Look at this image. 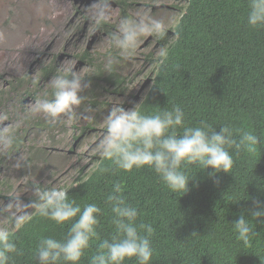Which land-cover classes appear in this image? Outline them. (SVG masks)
I'll use <instances>...</instances> for the list:
<instances>
[{"label": "trees", "instance_id": "trees-1", "mask_svg": "<svg viewBox=\"0 0 264 264\" xmlns=\"http://www.w3.org/2000/svg\"><path fill=\"white\" fill-rule=\"evenodd\" d=\"M172 36L118 142L59 210L0 242V264H264V0H186ZM22 81L49 117L76 85L56 61Z\"/></svg>", "mask_w": 264, "mask_h": 264}, {"label": "rangeland", "instance_id": "rangeland-1", "mask_svg": "<svg viewBox=\"0 0 264 264\" xmlns=\"http://www.w3.org/2000/svg\"><path fill=\"white\" fill-rule=\"evenodd\" d=\"M116 1L0 0V237L42 202L30 199L90 174L96 157L126 131L186 6V0ZM53 61L76 85L49 117L41 94L26 97L30 86L20 81L37 80ZM110 73L123 79L121 92L104 82ZM25 119L34 124L27 145L7 155L8 139L22 133Z\"/></svg>", "mask_w": 264, "mask_h": 264}, {"label": "clouds", "instance_id": "clouds-1", "mask_svg": "<svg viewBox=\"0 0 264 264\" xmlns=\"http://www.w3.org/2000/svg\"><path fill=\"white\" fill-rule=\"evenodd\" d=\"M123 134H121L119 136V138L117 139V141L114 143V145L118 142V140L120 139V137ZM113 145V146H114ZM112 146V147H113ZM111 147V148H112ZM108 151V150H107ZM103 155H101L100 157H102ZM84 177H79L78 179H76V181L69 185L66 188H62V189H58L57 192H55L53 195H48V191H42L41 193V197L39 199H33L31 203L33 202H38V201H42L41 204L37 207V210L35 212H33L31 215H29L28 217L24 218L17 226L16 228L10 232V233H6L3 234L0 237V242H3L5 245H7L8 247H12L14 246L13 243V236L18 232V230H20L22 228V226L29 222V220L31 219L32 216H34L36 213L41 212L42 215L46 214L48 211L50 210H56L60 208V206L67 202L66 201V193L73 187L76 186V184L78 182H80L81 180H83ZM10 220L12 221V223H15V218H10Z\"/></svg>", "mask_w": 264, "mask_h": 264}]
</instances>
